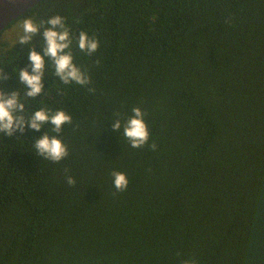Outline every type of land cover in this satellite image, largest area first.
Instances as JSON below:
<instances>
[{"label": "trees", "instance_id": "obj_1", "mask_svg": "<svg viewBox=\"0 0 264 264\" xmlns=\"http://www.w3.org/2000/svg\"><path fill=\"white\" fill-rule=\"evenodd\" d=\"M56 15L87 86L44 55ZM27 18L40 31L0 52V90L25 118L69 114V155L36 153L50 124L0 134V264H264V0H41L6 29ZM81 31L99 41L90 56ZM33 49L45 67L29 97L18 69L31 72ZM133 107L150 134L140 148L112 128Z\"/></svg>", "mask_w": 264, "mask_h": 264}, {"label": "clouds", "instance_id": "obj_2", "mask_svg": "<svg viewBox=\"0 0 264 264\" xmlns=\"http://www.w3.org/2000/svg\"><path fill=\"white\" fill-rule=\"evenodd\" d=\"M49 25L43 31L44 55L51 57L55 61V75L59 76L64 84L75 82L81 86H87L90 78L74 63L71 54V45L73 36L65 26L64 18L60 15L50 17L47 20ZM40 23L34 22L31 18L23 21L22 35L19 36V43H28L34 34L40 31ZM77 46L81 52L92 55L99 48V41L96 37H90L86 32L81 31L76 40ZM44 55L34 49L29 53L31 62V72L27 69H18L19 81L28 89L27 96L36 97L42 91V74L45 67ZM4 77L0 75V80ZM24 112V105L18 101V93L12 92L7 95L0 90V134L12 137L17 131L23 134L27 129L40 131L45 124L52 125L53 131L57 135L43 134L35 139L33 147L36 153L53 162H60L69 155L68 147L59 133L63 130L65 124L72 122V117L64 110L49 112L44 108L32 113L28 118L18 113ZM145 113L139 107L132 108V115L125 121L116 119L112 123L114 131L118 132L123 128V136L129 142L132 148H140L149 141V129L145 121ZM150 147L154 150L156 145L153 143ZM113 185L118 192L125 191L129 180L123 172L113 171ZM69 185H74L73 177L68 176ZM185 264H194V262L185 261Z\"/></svg>", "mask_w": 264, "mask_h": 264}, {"label": "water", "instance_id": "obj_3", "mask_svg": "<svg viewBox=\"0 0 264 264\" xmlns=\"http://www.w3.org/2000/svg\"><path fill=\"white\" fill-rule=\"evenodd\" d=\"M41 0H0V34Z\"/></svg>", "mask_w": 264, "mask_h": 264}, {"label": "rangeland", "instance_id": "obj_4", "mask_svg": "<svg viewBox=\"0 0 264 264\" xmlns=\"http://www.w3.org/2000/svg\"><path fill=\"white\" fill-rule=\"evenodd\" d=\"M22 30L23 22H16L6 29L0 36V52L18 41L19 36L23 34Z\"/></svg>", "mask_w": 264, "mask_h": 264}]
</instances>
